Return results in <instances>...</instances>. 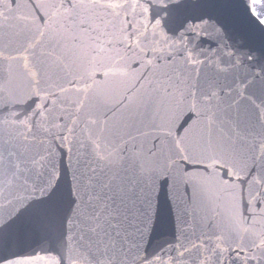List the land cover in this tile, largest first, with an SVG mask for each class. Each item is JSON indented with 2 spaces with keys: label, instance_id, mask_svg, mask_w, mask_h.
Returning <instances> with one entry per match:
<instances>
[{
  "label": "water",
  "instance_id": "water-1",
  "mask_svg": "<svg viewBox=\"0 0 264 264\" xmlns=\"http://www.w3.org/2000/svg\"><path fill=\"white\" fill-rule=\"evenodd\" d=\"M0 264H264V0H0Z\"/></svg>",
  "mask_w": 264,
  "mask_h": 264
}]
</instances>
